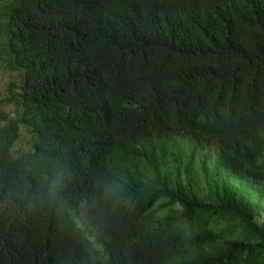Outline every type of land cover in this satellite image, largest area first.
Instances as JSON below:
<instances>
[{
    "label": "trees",
    "instance_id": "obj_1",
    "mask_svg": "<svg viewBox=\"0 0 264 264\" xmlns=\"http://www.w3.org/2000/svg\"><path fill=\"white\" fill-rule=\"evenodd\" d=\"M0 13V264H264V0Z\"/></svg>",
    "mask_w": 264,
    "mask_h": 264
},
{
    "label": "rangeland",
    "instance_id": "obj_2",
    "mask_svg": "<svg viewBox=\"0 0 264 264\" xmlns=\"http://www.w3.org/2000/svg\"><path fill=\"white\" fill-rule=\"evenodd\" d=\"M7 3V0H0V12L2 11V6H4ZM2 13H0V24L2 23ZM1 29V28H0ZM3 37H0V42H2ZM6 57L3 51L1 50L0 47V99L7 98L9 95L7 93V87L10 84H14L18 81L17 74L11 72L8 70L6 67ZM15 107L13 104L9 106H4L1 108L4 113H7L11 117L14 116V110ZM31 146V140L29 138V135L25 134L24 131L22 130L18 140L16 141L14 145V150L16 155H21L25 153ZM262 190L264 193V183L262 185Z\"/></svg>",
    "mask_w": 264,
    "mask_h": 264
},
{
    "label": "clouds",
    "instance_id": "obj_3",
    "mask_svg": "<svg viewBox=\"0 0 264 264\" xmlns=\"http://www.w3.org/2000/svg\"><path fill=\"white\" fill-rule=\"evenodd\" d=\"M100 251L102 252V248H101V246H100Z\"/></svg>",
    "mask_w": 264,
    "mask_h": 264
}]
</instances>
